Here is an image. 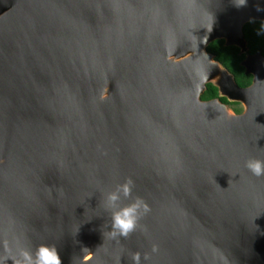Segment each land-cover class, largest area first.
<instances>
[{
  "label": "water",
  "instance_id": "water-1",
  "mask_svg": "<svg viewBox=\"0 0 264 264\" xmlns=\"http://www.w3.org/2000/svg\"><path fill=\"white\" fill-rule=\"evenodd\" d=\"M234 2L0 0V264L41 244L62 264H264V176L245 167L264 159V56L243 34L264 0ZM215 40L246 54L250 86ZM208 83L243 113L201 100ZM128 180L121 202L150 211L110 239L104 195Z\"/></svg>",
  "mask_w": 264,
  "mask_h": 264
},
{
  "label": "clouds",
  "instance_id": "clouds-1",
  "mask_svg": "<svg viewBox=\"0 0 264 264\" xmlns=\"http://www.w3.org/2000/svg\"><path fill=\"white\" fill-rule=\"evenodd\" d=\"M247 4V0H235L234 5L239 8ZM245 167L257 177L264 176V159L257 157L245 161ZM132 181L128 180L118 184L114 190L104 195L105 210L110 213L109 232L110 239L127 238L137 230L139 221L143 215L150 211L148 204L140 197L129 199L128 203H122V199L132 197ZM157 248L154 245L153 251ZM91 259V253L85 256ZM30 264H62L61 256L55 245L41 244L35 253L34 260L29 258ZM133 261L140 264V253H133Z\"/></svg>",
  "mask_w": 264,
  "mask_h": 264
},
{
  "label": "trees",
  "instance_id": "trees-1",
  "mask_svg": "<svg viewBox=\"0 0 264 264\" xmlns=\"http://www.w3.org/2000/svg\"><path fill=\"white\" fill-rule=\"evenodd\" d=\"M243 34L247 43V54L254 55L261 52L264 56V39L255 38L253 36V30L249 23L244 26ZM206 51L212 54L215 60L233 75L234 81L239 87L245 88L251 85L252 75L245 74V68L241 65L246 54H242L240 48L236 46H225L224 40H215L207 46ZM200 98L203 101L218 98L222 103L232 106L238 104L231 103L224 97H219L217 87L211 83L206 85V90Z\"/></svg>",
  "mask_w": 264,
  "mask_h": 264
},
{
  "label": "bare ground",
  "instance_id": "bare-ground-1",
  "mask_svg": "<svg viewBox=\"0 0 264 264\" xmlns=\"http://www.w3.org/2000/svg\"><path fill=\"white\" fill-rule=\"evenodd\" d=\"M250 66H252V63H249ZM204 68L203 70V78L209 79V81H212L216 83L220 89L223 91H227V93L231 94L233 93V89L231 88L228 79L223 75V72L220 70H217L215 68V65L212 63V61L204 62Z\"/></svg>",
  "mask_w": 264,
  "mask_h": 264
},
{
  "label": "rangeland",
  "instance_id": "rangeland-1",
  "mask_svg": "<svg viewBox=\"0 0 264 264\" xmlns=\"http://www.w3.org/2000/svg\"><path fill=\"white\" fill-rule=\"evenodd\" d=\"M249 24L251 25V28L253 30V36L255 38H260V39H264V22L262 21H253V22H249ZM229 112H232V114L238 115L243 113L244 111V107L242 104H236V105H230L227 106Z\"/></svg>",
  "mask_w": 264,
  "mask_h": 264
},
{
  "label": "flooded vegetation",
  "instance_id": "flooded-vegetation-1",
  "mask_svg": "<svg viewBox=\"0 0 264 264\" xmlns=\"http://www.w3.org/2000/svg\"><path fill=\"white\" fill-rule=\"evenodd\" d=\"M230 106V105H229Z\"/></svg>",
  "mask_w": 264,
  "mask_h": 264
}]
</instances>
